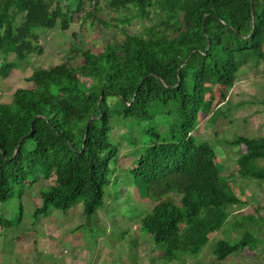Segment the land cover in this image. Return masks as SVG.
<instances>
[{
    "label": "trees",
    "instance_id": "obj_1",
    "mask_svg": "<svg viewBox=\"0 0 264 264\" xmlns=\"http://www.w3.org/2000/svg\"><path fill=\"white\" fill-rule=\"evenodd\" d=\"M99 5L98 0H0V74L7 77L19 68L18 61L38 44L39 32L58 23L70 29L83 13V21L99 19ZM105 6L119 13V37L94 51L73 32L66 39V60L34 68L28 78L33 86L16 89L10 103H0V202L54 176V184L41 189V202L33 203L37 221L78 205L90 219L104 203L115 173L112 162L120 154L111 139L116 115L128 122L132 140L151 138L129 172L153 204L141 220L153 249L159 247L164 263L182 254L199 256L233 210L245 205L232 180L264 184V168L257 165L264 159V136L236 135L229 141L241 148L239 169L224 175L216 150L192 132L202 115L210 127L228 117L230 105L228 112L206 107L209 86L229 91L244 69L260 71L264 0H105ZM126 24L137 29L122 27ZM157 106L174 121L176 139L155 132ZM234 227L243 231L241 237L219 240L211 249L220 264L264 243L254 217H239Z\"/></svg>",
    "mask_w": 264,
    "mask_h": 264
},
{
    "label": "rangeland",
    "instance_id": "obj_2",
    "mask_svg": "<svg viewBox=\"0 0 264 264\" xmlns=\"http://www.w3.org/2000/svg\"><path fill=\"white\" fill-rule=\"evenodd\" d=\"M98 1L100 5L95 12L96 16L110 22L112 26L102 24L95 17H88L83 21V13L80 17H74L75 22L70 29H62L61 23H58L57 27L39 32L38 44L30 43L34 44L32 53L28 54L26 59L18 61L19 68L13 69L7 77L0 74V103H10L16 89L33 86L28 78L34 68H47L66 60L65 49L69 47L66 39L73 32H78L86 48L94 51L113 41L114 37L120 36L118 28L115 27L119 13L110 6H105V0ZM125 10L121 11L127 13ZM122 27L133 31L137 29L135 25L130 24ZM13 59V55L9 56V60ZM75 62L76 60L72 63ZM206 90L208 110L214 111L221 107V110L227 111L230 105L228 117L220 119L215 127H210L207 125L208 116L202 115L201 121L192 132L201 141H209L218 155V165L224 169L223 173L226 175L239 169L237 159L241 152V148L231 146L228 142L236 135L264 136V62L257 74L249 68L240 72L234 87L229 91L218 85L209 86ZM154 112L157 126L155 132L167 141L176 139V126L174 121L169 122L164 107L157 106ZM127 123L122 117L112 116L111 139L119 145L120 154L118 161L112 162L115 169V173L110 177L112 184L106 186L104 203L94 216L87 219L83 207L78 205L68 213L54 210L51 213L54 214L51 217V214L48 215L43 220L44 223L39 225L37 218L33 216V203L39 204L41 189L55 182L54 176L42 178L31 186L18 188L9 201L0 202V233L4 234V240L6 235L20 236L29 232V235L44 232L48 237L56 235L62 238L61 244L74 255V264H220L221 262L211 254L213 245L222 239L241 237L243 231L234 229L235 221L239 217L248 216L256 220L255 228L259 230V237L264 241V184L236 177L232 180L234 192L245 205L233 210L229 223L214 234L209 246L199 256L182 254L174 262H162L161 250L159 247L153 249V239L141 228V220L150 212L148 210L153 204L142 197L134 177L129 172L137 166V160L145 145L150 144L151 138L142 135L140 140H132ZM215 133L217 138L214 137ZM257 165L264 168V159H258ZM21 204L24 206L23 210ZM34 223H37L35 227H30ZM15 241L11 243L12 248ZM5 251L4 247L3 253ZM222 263L264 264V243L255 251L245 249Z\"/></svg>",
    "mask_w": 264,
    "mask_h": 264
},
{
    "label": "crops",
    "instance_id": "obj_3",
    "mask_svg": "<svg viewBox=\"0 0 264 264\" xmlns=\"http://www.w3.org/2000/svg\"><path fill=\"white\" fill-rule=\"evenodd\" d=\"M47 217L41 218L37 223L39 225L44 223L43 220ZM37 223L30 227H35ZM30 233H22L20 236L6 235L5 240L4 234L0 233V264H74V255L64 244H61L62 238L53 234L52 237H48L45 232L38 235H29ZM55 239L57 241H54ZM14 240L16 241L12 248L11 243ZM4 247L5 253H3Z\"/></svg>",
    "mask_w": 264,
    "mask_h": 264
}]
</instances>
